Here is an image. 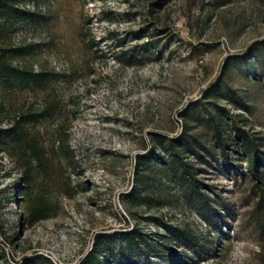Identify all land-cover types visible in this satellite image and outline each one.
<instances>
[{"label":"rangeland","instance_id":"obj_1","mask_svg":"<svg viewBox=\"0 0 264 264\" xmlns=\"http://www.w3.org/2000/svg\"><path fill=\"white\" fill-rule=\"evenodd\" d=\"M14 4L24 13L2 16L0 47L48 78L0 79V126L54 100L27 124L39 133L45 169L33 163L22 179L21 164L0 146V263L39 253L43 264H79L102 231L111 251L97 254L98 264H126L115 232L137 226L146 239L135 254L142 264H262L264 0ZM235 125L262 151L259 176ZM158 133L189 138L180 157L196 186ZM152 152L162 159L137 164V154ZM133 190L137 197L125 196ZM37 196L48 208L29 222Z\"/></svg>","mask_w":264,"mask_h":264},{"label":"trees","instance_id":"obj_2","mask_svg":"<svg viewBox=\"0 0 264 264\" xmlns=\"http://www.w3.org/2000/svg\"><path fill=\"white\" fill-rule=\"evenodd\" d=\"M15 0H0V23L1 18L5 14L10 13H24V11L16 6ZM121 44V43H119ZM128 62H131V55L126 54ZM48 78L46 70L34 69L27 66H18L11 60V55L0 47V79L4 80L6 83H21L23 85L30 84H44L45 80ZM46 100V99H45ZM54 98L51 101H46L44 107L41 110L34 111L31 108L17 111L13 114L12 121L9 125L0 126V146L2 149L6 150L13 157L14 161L21 164L23 168V178H31L33 163L37 164L39 167L45 169L46 154L45 148L40 143V137L38 132H30L27 124L29 122H34L38 120L39 117L44 116L48 110H50L53 105ZM215 132L218 135L217 125L214 124ZM235 136L240 141L243 151L246 154L248 166L255 176H259V165H261L263 157L262 151L259 149L256 142L246 133L244 129L239 126L234 127ZM161 139L167 140V149L171 154L172 162H180L183 166L182 178L187 179L189 183L196 186L197 179L189 170V165L184 162L180 157V146L187 144L192 146L191 141L187 136L179 134L175 137H168L165 134L158 133ZM195 142H198L196 140ZM138 165H146L152 160H160V157L156 153L143 154L139 153L135 157ZM185 174L188 177H185ZM138 192L133 190L131 192L125 193V196L135 198L138 196ZM264 204V191H261V195L257 200L256 207L259 208ZM48 208L47 202L42 196H37L30 204L28 211V220L32 222L41 216L45 215ZM209 218L211 222H217L219 215L212 210L207 209ZM166 228L170 230L176 236H182L187 240H192V236L188 231L183 229H171L170 226L165 225ZM116 236L119 240L125 243V247L121 249L123 254L126 256V264H142L140 259L135 257L137 250L141 249V244L146 243L143 232L139 227L131 226L126 228L118 229ZM110 235L106 232H97L95 234V246L87 253L83 260L79 264H98L99 260L97 254H108L110 248L108 247V242L110 240ZM151 249V247H149ZM158 252V251H157ZM158 255L174 262L170 256L165 255L163 252H158ZM39 253H32L25 256L19 261H12V264H43V260L40 258ZM48 260V259H47ZM1 264V263H0ZM6 264V263H2ZM54 264V263H50ZM264 264V257L263 263Z\"/></svg>","mask_w":264,"mask_h":264}]
</instances>
